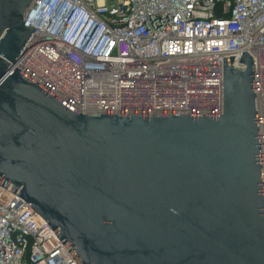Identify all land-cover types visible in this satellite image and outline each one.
I'll return each mask as SVG.
<instances>
[{
	"label": "water",
	"instance_id": "95a60500",
	"mask_svg": "<svg viewBox=\"0 0 264 264\" xmlns=\"http://www.w3.org/2000/svg\"><path fill=\"white\" fill-rule=\"evenodd\" d=\"M34 0H0V185L77 264H264L255 61L220 114H85L10 65Z\"/></svg>",
	"mask_w": 264,
	"mask_h": 264
},
{
	"label": "built area",
	"instance_id": "2783aa9c",
	"mask_svg": "<svg viewBox=\"0 0 264 264\" xmlns=\"http://www.w3.org/2000/svg\"><path fill=\"white\" fill-rule=\"evenodd\" d=\"M111 2V4H110ZM10 65L85 114H220L223 57L255 61L264 188V0H34ZM0 264H77L0 185Z\"/></svg>",
	"mask_w": 264,
	"mask_h": 264
},
{
	"label": "rangeland",
	"instance_id": "374dc122",
	"mask_svg": "<svg viewBox=\"0 0 264 264\" xmlns=\"http://www.w3.org/2000/svg\"><path fill=\"white\" fill-rule=\"evenodd\" d=\"M110 4H111V2H110Z\"/></svg>",
	"mask_w": 264,
	"mask_h": 264
}]
</instances>
